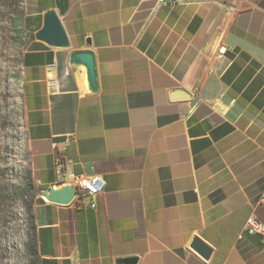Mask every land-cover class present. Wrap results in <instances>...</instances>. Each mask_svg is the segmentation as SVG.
Listing matches in <instances>:
<instances>
[{
    "label": "crops",
    "instance_id": "1",
    "mask_svg": "<svg viewBox=\"0 0 264 264\" xmlns=\"http://www.w3.org/2000/svg\"><path fill=\"white\" fill-rule=\"evenodd\" d=\"M175 1L23 0L34 187L61 183L58 159L106 182L96 209L36 196L38 264H264L263 237L245 231L264 223V0ZM50 10L70 49L35 38ZM77 50L96 56L95 95L68 67ZM179 88L192 99L172 101Z\"/></svg>",
    "mask_w": 264,
    "mask_h": 264
},
{
    "label": "rangeland",
    "instance_id": "2",
    "mask_svg": "<svg viewBox=\"0 0 264 264\" xmlns=\"http://www.w3.org/2000/svg\"><path fill=\"white\" fill-rule=\"evenodd\" d=\"M22 17L23 0H0V264H33L26 248L28 206L34 198L27 192L31 172L21 86L27 39Z\"/></svg>",
    "mask_w": 264,
    "mask_h": 264
},
{
    "label": "water",
    "instance_id": "3",
    "mask_svg": "<svg viewBox=\"0 0 264 264\" xmlns=\"http://www.w3.org/2000/svg\"><path fill=\"white\" fill-rule=\"evenodd\" d=\"M35 38L44 42L48 46L67 50L71 48V43L68 35L55 11H48L44 17L43 28L35 35ZM90 46V43H88ZM68 67L73 69L76 77L79 73L85 74L86 90L88 95H95L99 91V79L96 63V56L92 50H77L73 51L68 59ZM192 94L184 89H174L170 92L172 101L191 100ZM41 198L51 204L68 206L77 195V187L73 181L63 182L52 185L50 188L39 192ZM190 248L198 254L204 261L209 262L213 255L214 249L203 242L198 237H195ZM117 264H138L137 257L121 258L116 261Z\"/></svg>",
    "mask_w": 264,
    "mask_h": 264
},
{
    "label": "built area",
    "instance_id": "4",
    "mask_svg": "<svg viewBox=\"0 0 264 264\" xmlns=\"http://www.w3.org/2000/svg\"><path fill=\"white\" fill-rule=\"evenodd\" d=\"M160 4L175 5V0H158ZM228 49L222 46L218 50V57L223 58ZM65 74L68 75L69 71L66 70ZM63 162L58 159V179L59 181L65 182L70 179L73 181L77 187V195L72 203L86 205L91 209L97 208V203L95 200L102 194H104L106 189V182L99 176H75L67 175L63 169ZM245 231L250 236L260 235L264 240V223L256 219L255 217H250L247 220Z\"/></svg>",
    "mask_w": 264,
    "mask_h": 264
},
{
    "label": "trees",
    "instance_id": "5",
    "mask_svg": "<svg viewBox=\"0 0 264 264\" xmlns=\"http://www.w3.org/2000/svg\"><path fill=\"white\" fill-rule=\"evenodd\" d=\"M30 178H31V182L27 186V192L33 193L32 197L35 199L36 196L39 194V191H36V189L34 188L31 175ZM28 222L30 227H29L28 241L26 244V248L29 255L33 258V264H38L37 242L35 235L34 215H33V202H31L28 206Z\"/></svg>",
    "mask_w": 264,
    "mask_h": 264
},
{
    "label": "bare ground",
    "instance_id": "6",
    "mask_svg": "<svg viewBox=\"0 0 264 264\" xmlns=\"http://www.w3.org/2000/svg\"><path fill=\"white\" fill-rule=\"evenodd\" d=\"M78 81H79V85L81 86L80 88L83 91H85L86 90V81H85V74L84 73L78 74Z\"/></svg>",
    "mask_w": 264,
    "mask_h": 264
}]
</instances>
